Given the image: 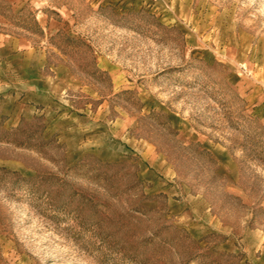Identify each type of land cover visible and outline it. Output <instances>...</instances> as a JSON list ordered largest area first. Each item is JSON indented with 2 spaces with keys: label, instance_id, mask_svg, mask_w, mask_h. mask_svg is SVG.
Masks as SVG:
<instances>
[{
  "label": "rangeland",
  "instance_id": "374dc122",
  "mask_svg": "<svg viewBox=\"0 0 264 264\" xmlns=\"http://www.w3.org/2000/svg\"><path fill=\"white\" fill-rule=\"evenodd\" d=\"M0 33V264H264V0H0Z\"/></svg>",
  "mask_w": 264,
  "mask_h": 264
},
{
  "label": "crops",
  "instance_id": "0c3cea01",
  "mask_svg": "<svg viewBox=\"0 0 264 264\" xmlns=\"http://www.w3.org/2000/svg\"><path fill=\"white\" fill-rule=\"evenodd\" d=\"M42 6V4H41ZM13 37L8 34L0 33V50H8L11 48Z\"/></svg>",
  "mask_w": 264,
  "mask_h": 264
}]
</instances>
